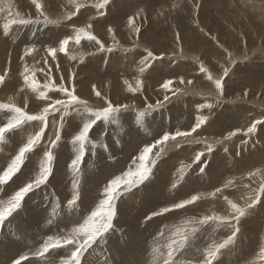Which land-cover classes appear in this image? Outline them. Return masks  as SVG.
<instances>
[{"label":"rangeland","instance_id":"obj_1","mask_svg":"<svg viewBox=\"0 0 264 264\" xmlns=\"http://www.w3.org/2000/svg\"><path fill=\"white\" fill-rule=\"evenodd\" d=\"M38 2L43 15L32 0H0L5 9L0 11V105L38 115L53 101L67 99L58 91L61 86L74 89L80 102L66 112L55 106L59 111L49 113L39 145L0 187V204H5L34 181L59 130L48 182L29 192L20 209L0 226V264H12L21 256L28 257L24 264H63L74 246L38 255L48 238L69 236L104 198L108 182L125 172L144 146L165 133L191 131L200 117H206V123L192 135L153 149L151 175L144 184L120 189L112 229L84 254L82 264H164L168 245L183 237L187 240L174 264H203L206 253L236 227L234 241L220 250L213 264H264V124L245 135L255 121H264V0H109L104 8H98L102 0ZM13 19L31 22L11 24L5 32L4 25ZM80 28L96 36L104 50L95 41L82 40L60 52V42ZM50 47L57 49L55 59L48 54ZM29 48L33 51L25 56ZM25 75L37 82L35 91L25 83ZM138 80L142 88L129 91L128 85L136 89ZM168 80L173 81L171 91L162 87ZM216 80L223 83L222 94ZM109 101L118 111L90 130L86 155L73 170L71 161L80 150L75 136L94 119L90 113L102 111ZM15 115L11 108H0V126ZM41 126L39 121L25 122L5 134L0 170ZM200 152L204 155L197 162ZM74 184L79 199L70 206ZM192 195L199 197L194 204L146 220ZM257 195L260 202L249 208ZM231 204L245 212L238 224ZM206 216L224 222L201 224Z\"/></svg>","mask_w":264,"mask_h":264},{"label":"snow or ice","instance_id":"obj_2","mask_svg":"<svg viewBox=\"0 0 264 264\" xmlns=\"http://www.w3.org/2000/svg\"><path fill=\"white\" fill-rule=\"evenodd\" d=\"M32 2L35 4L36 9L38 12H40L41 15H43L42 12V5L38 2V0H32ZM109 0H102V2L98 5V8H104L108 4ZM0 11H5V9L0 8ZM77 11H79V8H77ZM8 14L11 16L12 9H7ZM16 15H19V13H16ZM69 19H71V16H69ZM45 21L50 23V21L45 18ZM31 21L25 20V19H13L10 20L9 23L4 25L5 32H7L9 25L11 24H27ZM133 23V19H129V24L131 25ZM89 28H91V24L88 25ZM108 31L111 33L112 29L109 28ZM136 32H139V29H136ZM179 39V37L177 38ZM82 40L87 41H95L96 44L100 45V49L104 50V44L97 39L96 36L92 35L91 33L87 32L84 28L77 29L75 31L74 36L66 37L64 38L59 45V51L62 53H66V46L70 42H74L76 45H80ZM33 49L29 48L25 51V56L30 55ZM108 51H112V49H108ZM56 48L50 47L48 49V54L55 59L56 57ZM147 57L150 59L153 58L152 52H147ZM146 66L150 67L151 65L148 64V61L145 62ZM145 70L144 67H141L140 71L143 72ZM201 72H205L206 69L201 67ZM28 72V69L25 68V73ZM34 75V74H33ZM224 75H227V70H225ZM211 79V77H208ZM49 80H51V77H48ZM63 79V78H62ZM24 81L26 84H29L30 87L35 91L37 89V82L35 79H30L28 75L24 76ZM4 82V77L0 76V84ZM185 81L183 79L180 80V83H184ZM127 83V81L125 82ZM173 83L172 80H168L165 83H163L162 87L165 90L170 89V85ZM187 83L191 84L192 81H188ZM216 88L223 93V83L221 80L215 81ZM45 87L52 89L55 87L53 84H46ZM142 88V81H137L136 89H133L131 85H128V90L131 92H135L136 90H139ZM58 91L63 93L67 99H57L52 102V105L49 107H45L42 111V113L38 115H29L25 113L22 109L18 107H13L10 105H0V108H11L12 111L16 113L15 117L8 121L3 126H0V141H3L5 138V134L9 133L10 131L19 128L22 124L25 122H31V121H39L42 125L40 127L39 132H37L34 136L30 137L26 143L23 144L18 150V153L14 156V158L11 159L10 163L7 164L6 168L3 170H0V187L6 185L9 181L12 180V178L22 169V167L25 164L27 154L32 153L36 146L39 145L41 142L45 130L48 126V116L49 113L53 110L59 111L55 106L59 105L62 108L65 109V112L69 107H71L73 104L79 103V98L74 94V89L72 91H69L67 88L61 86ZM93 91L97 96H100L99 91L96 90L95 86H93ZM41 98H46V93L41 92L40 93ZM168 96L165 95L164 99L168 100ZM152 106L149 105V108ZM207 107H211V105H207ZM118 109L114 108L111 102H108V106L104 107L102 111H95L90 113L94 117V119L89 120L87 123L83 124L82 129L79 131V134L75 136L74 143L78 142L80 145L79 154L76 156L75 159L71 161V167L73 170H78V166L82 163L84 156L86 155L84 145L85 142L88 139L90 130L94 127V125L97 122H100L101 120L107 122L109 118L112 116L114 112H117ZM144 114L141 113L140 116L142 117ZM206 123V117H200L196 120V123L191 128V131H181L177 130L174 133H165L161 138L155 140L152 144L146 145L143 147L141 152L139 153L138 157H136L135 160L131 162V166L123 172L121 175L114 177L111 179L106 187L103 190V199L99 201L98 206L91 211L89 215L85 219H83V222L79 224L78 227L73 228L71 234L67 237L61 238H53L49 237L48 242L44 243L40 252L38 255L43 256L46 253H48L52 249H59L61 247H64L66 245H73L74 250L71 251L70 257L63 260V264H82V259L84 257V254L88 252L89 249H91L98 240L105 236L113 227V221L115 217V201L118 200L119 196L123 193L120 191L121 188H128L129 190L133 187H139L140 185L144 184L150 177L151 171H152V165L153 161L151 159L153 149L156 148L159 145H166L169 140L175 141L178 137H188L192 135V133L196 132L197 129H199L203 124ZM264 124V121L257 120L255 121L248 129L245 135L254 133L256 131L257 125ZM235 135V133H233ZM61 139L60 132L57 130L55 140L52 142L51 147L44 153V161L41 163L39 168V174L36 176L34 181L29 182L24 187L20 188L18 191H16L10 199L7 200L5 204H0V226H3L6 221L9 220V218L17 212L24 200V197L34 190L35 188H39L43 185H45L52 172H53V165H54V154L51 150V148L56 147V143ZM161 153L164 151L163 148L160 149ZM208 151L211 152L212 149L209 146ZM204 155L203 152L197 153L195 160L199 162L201 160V157ZM206 165H202L200 168V172L203 173L205 170ZM74 187V194L71 197V199L68 201L69 205H75L76 202L79 199V193L77 185H73ZM219 191V189H217ZM260 193L264 194V185L260 188ZM199 197L197 195H192L191 198L182 200L178 203L173 204L170 207H164L160 209L158 212L151 213L148 217H146V220H150L155 216L166 214L172 210H179L184 209L186 206L194 204ZM260 202V196L257 195L255 199L252 200V203L248 205L249 208H252L255 206V204ZM231 207L236 211L237 216L235 217L237 224L239 222L240 217H242L245 212L244 210L237 207L236 204H231ZM210 220H220L221 223H223V219L219 217H210L206 216L204 217L200 223L206 224ZM239 232V228L236 227L235 230L232 232V234L224 240L223 243L219 244L215 250H209L206 253L205 260L203 261V264H213L216 256L219 254L221 249H224L229 244H231L237 233ZM177 236H180V230H177L176 233ZM187 237H183L182 239H176L173 240L172 243L168 245V252H167V259H165L164 264H174V256L177 251H179L183 245L186 243ZM28 257L21 256L13 260L12 264H24V261L27 260Z\"/></svg>","mask_w":264,"mask_h":264},{"label":"bare ground","instance_id":"obj_3","mask_svg":"<svg viewBox=\"0 0 264 264\" xmlns=\"http://www.w3.org/2000/svg\"><path fill=\"white\" fill-rule=\"evenodd\" d=\"M217 7H218V6H217ZM228 20H229V19H228ZM232 30H233V29H232ZM208 43H209V42H208ZM207 58H208V57H207ZM52 187H53V186H52ZM54 188H56V187L54 186L53 189H54ZM6 234H7V233H6ZM3 236H4V235H3ZM5 247H6V246H5ZM5 247H4V249L7 248V247H6V248H5ZM4 249H3V250H4ZM3 250H2V251H3ZM126 252H127V251H126ZM122 254L124 255V253H122ZM129 254H130V253H129ZM117 255H118V254H117ZM125 255H126V254H125ZM127 256H128V255H127ZM117 257H118V256H117ZM121 257H123V256H121ZM123 259H125V258H123Z\"/></svg>","mask_w":264,"mask_h":264}]
</instances>
